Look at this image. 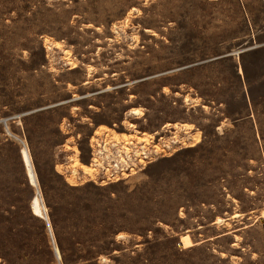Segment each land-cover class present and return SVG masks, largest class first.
<instances>
[{"label": "rangeland", "instance_id": "rangeland-1", "mask_svg": "<svg viewBox=\"0 0 264 264\" xmlns=\"http://www.w3.org/2000/svg\"><path fill=\"white\" fill-rule=\"evenodd\" d=\"M94 130L157 152L73 178ZM263 211L264 0H0V264H264Z\"/></svg>", "mask_w": 264, "mask_h": 264}, {"label": "built area", "instance_id": "built-area-1", "mask_svg": "<svg viewBox=\"0 0 264 264\" xmlns=\"http://www.w3.org/2000/svg\"><path fill=\"white\" fill-rule=\"evenodd\" d=\"M106 136L107 131L100 137L94 130L88 139L89 165L93 164V167L97 169L95 171L97 176L106 180H113L123 176L125 171L132 172L139 168L151 159V152L156 151L149 143L146 147L144 142L134 146L132 141L130 143L117 141L111 137H109V142L106 141ZM106 171L109 172L106 173ZM68 175L70 176V171ZM87 176L90 180L95 181L89 174ZM60 264L62 263L60 262Z\"/></svg>", "mask_w": 264, "mask_h": 264}, {"label": "bare ground", "instance_id": "bare-ground-1", "mask_svg": "<svg viewBox=\"0 0 264 264\" xmlns=\"http://www.w3.org/2000/svg\"><path fill=\"white\" fill-rule=\"evenodd\" d=\"M140 114H142V112H141V110L139 109V108H137V107H132V108H130L128 111H127V115H130V116H139ZM128 124H127V128H132L134 125H133V123H131V122H127ZM99 126H102V125H99ZM190 127V124H183V129H188ZM107 128H109V127H107ZM109 130L110 131H113V132H115V130L114 129H112V128H109ZM116 133V132H115ZM122 134H124V133H122ZM126 135H131V133L130 134H127L126 133ZM150 135V134H149ZM152 136V135H151ZM197 138V136L196 137H194V139H196ZM71 149V148H70ZM72 150H73V162L71 163L72 165H71V170H70V175L74 178V176H76V173H78V170L79 169H81L82 171H83V173H87V174H91L92 172H94V170L96 169V168H94L92 165H89V164H86V163H83V162H81L79 159H78V157H77V149L75 148V147H73L72 148ZM133 171V170H132ZM109 171H106V173H108ZM72 181H74V180H72ZM71 181V182H72ZM261 217L262 218H264V211H263V213L261 214ZM261 219V218H260ZM261 221L263 222V224H264V219H261ZM180 245H182L180 242H179V246ZM56 254H57V252H56Z\"/></svg>", "mask_w": 264, "mask_h": 264}, {"label": "water", "instance_id": "water-1", "mask_svg": "<svg viewBox=\"0 0 264 264\" xmlns=\"http://www.w3.org/2000/svg\"><path fill=\"white\" fill-rule=\"evenodd\" d=\"M33 171H34V174L36 176V172H35L34 166H33ZM36 180H37V176H36ZM29 181L32 182L30 179H29ZM178 245H179V243H178Z\"/></svg>", "mask_w": 264, "mask_h": 264}]
</instances>
